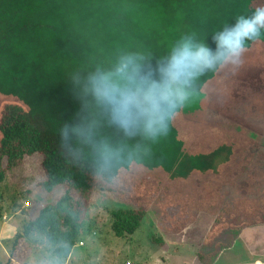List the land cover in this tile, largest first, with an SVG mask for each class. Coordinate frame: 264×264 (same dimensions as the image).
Wrapping results in <instances>:
<instances>
[{
  "label": "trees",
  "instance_id": "trees-1",
  "mask_svg": "<svg viewBox=\"0 0 264 264\" xmlns=\"http://www.w3.org/2000/svg\"><path fill=\"white\" fill-rule=\"evenodd\" d=\"M262 5L264 0H0V187L10 173L23 171L21 177L30 181L24 200L39 197L29 199L38 209L15 242L14 251L21 249L24 263L31 256L29 238L34 229L67 256L86 234L87 212L78 210L73 198L96 190L119 196L117 187L124 179L137 189L142 184V195L150 194L141 208L110 211V229L117 238L134 235L152 206H158L163 216L170 214L168 222L177 203L208 209L213 186L222 185L226 174L231 175L223 188L231 191L228 199L236 205L234 214H264V144L255 143L257 149L246 142V135L219 124L237 119L231 115L232 99L243 90L239 71L256 72L259 69L254 67L264 65V30L258 40L248 42L243 64L234 75L225 69L201 78L199 103L204 99L205 103L196 107L199 114H193L194 119L177 115L170 123L168 134L174 145L166 142L164 154L172 148L165 161H160L162 156L155 151L159 145L153 140L141 132L126 135L113 124L88 86L89 77L97 72L114 75L126 54H137L144 57L143 64L155 65L185 34L195 33L214 48L211 36L216 31ZM216 100L226 106L229 118L215 114ZM250 120L245 125L255 130ZM196 125L208 129L206 140L194 142ZM238 147L252 153L241 171L232 158L233 148ZM105 149L112 153L107 171L103 170ZM181 155L190 165L186 171L174 168ZM179 165H184L183 159ZM231 176L237 177L236 185ZM178 184L192 186L178 191L174 189ZM150 185H157V191H151ZM173 192L187 196L175 198ZM168 195L172 204L166 202ZM224 218L217 221L226 224ZM237 221L234 217V228Z\"/></svg>",
  "mask_w": 264,
  "mask_h": 264
},
{
  "label": "rangeland",
  "instance_id": "rangeland-1",
  "mask_svg": "<svg viewBox=\"0 0 264 264\" xmlns=\"http://www.w3.org/2000/svg\"><path fill=\"white\" fill-rule=\"evenodd\" d=\"M262 59L264 60V57ZM249 60H253V58H249ZM263 67L262 64L254 67L259 69L256 72L254 69L239 71L238 76L240 77L238 79L241 81L239 88L243 90L239 91L240 94L236 93L232 99L231 115V117L236 116L237 119L236 121L233 119L232 124L225 120L219 123L225 129H232V131L246 135V142H250L251 145L259 142L264 143L260 140V136L264 139L262 137L264 136V126L255 125L257 121L258 124L261 122L264 124ZM117 79L122 78L117 77ZM202 94L197 95V99L195 98L189 105L179 110L178 116L183 120L188 118L191 120L190 118L194 115H198L196 107L201 109L205 103V99L201 104L199 103ZM229 104L231 105L230 101ZM214 105L219 106L215 114L229 118L228 110L225 111L224 109L225 105L222 106L217 100ZM246 119H251L249 125L255 130L245 125ZM247 128L248 130H245ZM192 130L198 134L196 135L198 137L193 135L194 142L200 140L197 138H201V140L208 138V132H206L208 129L199 130L196 125ZM200 132L203 136L199 135ZM171 138L172 136L168 134L158 141H153L154 144L159 145V149L155 148V151L162 156L160 161H165L169 157L167 152L172 147L166 150L165 154L164 150L167 145H172ZM167 141L168 144L166 145ZM190 142L192 143V140ZM255 148L260 149L256 144ZM177 151H182L180 143H178ZM177 151L173 154L174 157L177 156ZM249 152V148L246 151L240 147L233 148V163L235 166L238 163L239 171L245 168L248 163L247 159L252 155ZM181 159L184 160L182 167L179 165ZM186 160V156L177 157L174 168L177 167L178 171H186V167L190 168ZM30 165L32 167L34 163L30 162ZM159 171L163 172L162 169ZM22 173L23 171L10 173L5 183L0 187V206L2 208V215L0 216V264H264V214H234L233 207L236 205L229 203L231 199H228V194L231 191L223 188L224 182L231 174H226L221 178L222 185L213 186L215 193L208 209L177 203L174 205L175 214L171 215L172 223L167 221L170 214L163 216L158 206L149 207L142 227L134 235L123 239L113 235L110 229L109 213L115 209H138L145 206L148 202L146 201L147 195L150 193L147 192V195H142V184L137 186L139 187L137 189L132 182L124 179L123 183L117 187L119 196L101 190L77 194L73 198L74 202L80 206L77 209L80 208L84 213L87 212V214L85 213L87 218L84 227L85 237H80L73 248L69 249L66 256L60 252V248L48 242L40 229H34L29 238V244L32 247L31 252H29L31 256L28 262L24 263L21 249L16 248L14 251L15 242L38 209V206H32L28 203L29 199L34 201L39 197H29L24 200L25 189H27L30 181L26 182L21 177ZM234 176H231L232 185H236L237 181V177ZM140 183L143 182L140 181ZM187 185L184 188L178 184L174 186L176 187L174 189L188 191L191 187ZM243 186L250 187L247 184H243ZM156 187L158 188L157 185H150L149 189L157 191ZM232 187H230L231 190ZM34 188L37 192L40 191L39 186ZM169 196L166 197L167 204H170L171 201L174 202L172 197H185L187 193L173 192L172 197ZM180 202L184 204V201ZM200 203L203 204V201ZM226 203L227 207H225ZM43 204L45 203L43 202ZM165 208L167 209V207ZM221 216L225 217L226 224L217 221ZM234 217H238L237 228H234ZM55 218L57 219L58 216ZM175 222L176 225H174ZM88 232L89 234H87Z\"/></svg>",
  "mask_w": 264,
  "mask_h": 264
},
{
  "label": "clouds",
  "instance_id": "clouds-1",
  "mask_svg": "<svg viewBox=\"0 0 264 264\" xmlns=\"http://www.w3.org/2000/svg\"><path fill=\"white\" fill-rule=\"evenodd\" d=\"M262 30L264 5L216 31L211 36L214 48L195 33L185 34L155 65L143 64L144 57L137 54H126L120 57L114 75L97 72L89 77L88 86L111 122L126 135L141 132L158 141L168 135L179 110L200 93L201 78L225 69L234 75L243 64L248 42L258 40ZM68 135L66 127L63 137ZM105 153L103 170L107 171L112 153L108 149Z\"/></svg>",
  "mask_w": 264,
  "mask_h": 264
},
{
  "label": "crops",
  "instance_id": "crops-1",
  "mask_svg": "<svg viewBox=\"0 0 264 264\" xmlns=\"http://www.w3.org/2000/svg\"><path fill=\"white\" fill-rule=\"evenodd\" d=\"M264 120V119H263ZM262 123V122H261ZM261 123H259V125L260 126H264V124H261ZM264 137V136H263ZM262 141H264V139H262ZM264 144V143H263Z\"/></svg>",
  "mask_w": 264,
  "mask_h": 264
},
{
  "label": "built area",
  "instance_id": "built-area-1",
  "mask_svg": "<svg viewBox=\"0 0 264 264\" xmlns=\"http://www.w3.org/2000/svg\"><path fill=\"white\" fill-rule=\"evenodd\" d=\"M129 264H131V263H129Z\"/></svg>",
  "mask_w": 264,
  "mask_h": 264
}]
</instances>
